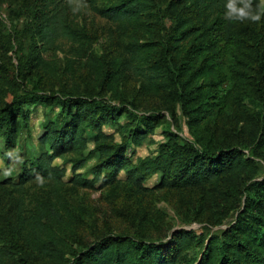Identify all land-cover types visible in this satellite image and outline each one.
<instances>
[{
  "label": "trees",
  "instance_id": "obj_1",
  "mask_svg": "<svg viewBox=\"0 0 264 264\" xmlns=\"http://www.w3.org/2000/svg\"><path fill=\"white\" fill-rule=\"evenodd\" d=\"M85 1L114 23L124 39L119 53L95 51L96 34L69 19L75 0H28L32 16L24 30L31 44L16 75L30 90L19 94L0 72V134L8 147L25 105H58L62 115L38 134L50 152L23 165L16 181L0 182V264H264V238L257 237L264 226V178L256 179L253 159H264V23L226 19V0H168L175 26L161 35L155 0ZM64 46L69 57L60 70L47 55ZM108 92L119 105L96 99ZM146 98L153 111L173 113L178 104L194 144L181 145L169 132L155 156L131 162L126 149L141 143L161 116L123 124L119 143L102 129ZM89 141L99 158L92 179L78 171ZM56 159L70 164L69 180ZM121 171L138 194L159 172L154 188L175 191L177 212L211 226L221 225L242 200L243 207L226 229L205 234L177 228L164 239L162 232L145 233L156 221L158 230L167 225L168 231L166 213L138 205L122 230L88 239L85 207L75 206L68 190L114 185ZM195 248L204 250L189 261L186 253Z\"/></svg>",
  "mask_w": 264,
  "mask_h": 264
},
{
  "label": "rangeland",
  "instance_id": "obj_2",
  "mask_svg": "<svg viewBox=\"0 0 264 264\" xmlns=\"http://www.w3.org/2000/svg\"><path fill=\"white\" fill-rule=\"evenodd\" d=\"M168 0H155L156 6L153 13L159 20L158 28L161 30V35H167L174 28V19L170 17L166 11ZM28 0H0V72H5L6 76L14 80L15 88L19 94H24L30 90V84L27 80H23L21 76L16 75L20 67V61L25 58L31 44L29 33L26 34L24 28L30 22L32 13L27 7ZM76 6L72 13H69V19L80 27H84L87 31H92L96 34L97 40L94 44V49L98 54L119 53L121 38L115 31L114 23L100 17L95 13L85 0H75ZM260 0H253V8H257ZM80 5V7H78ZM249 24L261 25L264 23V14L261 15L259 22L244 20ZM49 59H55L60 65V70L63 69V63L69 57L68 46H64L61 51L56 54L47 55ZM65 78L68 77L65 73ZM128 86V84H127ZM96 99L103 100L107 103L119 105L118 99L112 96L111 93H106ZM4 102L10 101L9 94L4 98ZM154 107L153 101L146 98L139 105L138 109L127 106V113H123L116 124L103 126V131L107 134H112L114 141L119 143L122 141L121 127L125 123H129L131 127L137 126L138 119L142 115H160V119L154 127L153 131L147 133L141 143L132 145L126 149V156L131 162H136L139 158L146 156H155L158 153L159 146L167 140V134L173 132L178 136V143L181 145L194 144V138L190 134L186 125V116H184L179 105L174 106L173 113L164 109L152 110ZM16 118V139L13 146L8 147L4 141V137L0 134V182L5 180L16 181L22 170L23 165H29L43 152H50L47 145L39 142L38 134L41 128L48 121H60L62 115L58 105L34 104L25 105L23 114ZM24 116V117H23ZM140 126L145 129L143 124ZM91 136V133H89ZM94 143L89 141L85 154L88 155L84 165L78 170L83 177L92 179L93 175L90 168L98 162L97 153L93 151ZM258 166V177L264 178V159L253 157ZM55 164L63 165L67 168V173L64 180H69L71 176L70 164L63 162L62 159H56ZM161 174L159 172L153 174L143 183V190L138 194L133 187L126 181V175L123 171L119 173V182L114 185L100 186L99 182L93 188H77L68 190L70 185L66 184L67 190L72 192L71 198L74 204L85 207L83 214L86 218V223L91 224L85 226V235L88 239H93L97 234L107 232L109 230L120 231L123 226L128 225L129 221L135 217V209L138 205H144L149 211L153 207L163 210L167 215L165 223L170 225L168 231L157 229L156 225H147L152 228L146 231L145 235L152 233V237H157L161 232L164 239L167 234L177 228L192 229L196 232L210 234L215 231L226 229L239 218V213L243 207V200L238 208L231 212L225 221L218 226H211L205 221H198L191 217L181 215L176 210L177 196L175 191L167 192L166 190H158L154 187L160 181ZM136 191V192H135ZM251 194L250 191L247 192ZM257 216V214H256ZM95 226H92V225ZM114 232V231H113ZM95 233V234H94ZM93 234V235H92ZM258 238H264V226H260L257 231ZM204 248L192 249L186 253L185 258L193 261L200 258ZM188 261V262H189Z\"/></svg>",
  "mask_w": 264,
  "mask_h": 264
},
{
  "label": "clouds",
  "instance_id": "obj_3",
  "mask_svg": "<svg viewBox=\"0 0 264 264\" xmlns=\"http://www.w3.org/2000/svg\"><path fill=\"white\" fill-rule=\"evenodd\" d=\"M225 9V18L230 21L250 20L259 22L261 15L264 14V0H260V4L255 9L253 8V0H226Z\"/></svg>",
  "mask_w": 264,
  "mask_h": 264
}]
</instances>
